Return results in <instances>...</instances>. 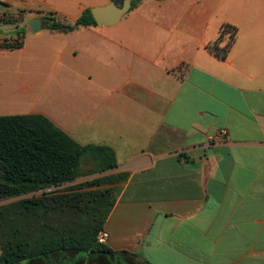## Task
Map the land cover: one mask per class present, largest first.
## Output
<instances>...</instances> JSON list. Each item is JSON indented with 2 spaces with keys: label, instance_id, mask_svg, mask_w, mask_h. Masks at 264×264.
<instances>
[{
  "label": "crops",
  "instance_id": "0c3cea01",
  "mask_svg": "<svg viewBox=\"0 0 264 264\" xmlns=\"http://www.w3.org/2000/svg\"><path fill=\"white\" fill-rule=\"evenodd\" d=\"M111 1L0 0L24 29L0 49V116L43 114L114 148L105 175L126 179L103 230L113 264H264V0H142L114 26L69 33L43 20ZM227 24L222 58L208 46Z\"/></svg>",
  "mask_w": 264,
  "mask_h": 264
},
{
  "label": "trees",
  "instance_id": "16d2710c",
  "mask_svg": "<svg viewBox=\"0 0 264 264\" xmlns=\"http://www.w3.org/2000/svg\"><path fill=\"white\" fill-rule=\"evenodd\" d=\"M141 1L132 0L131 10ZM43 20L51 31L65 33L97 25L90 8L74 23L54 14ZM19 32L24 29L15 31ZM236 35L235 26L224 25L208 47L226 58ZM85 161L99 177L0 205V264H113L117 257L98 243V234L119 193L114 185L126 179V175H105L117 167L111 146L80 144L43 114L0 116V201L74 182L87 175Z\"/></svg>",
  "mask_w": 264,
  "mask_h": 264
},
{
  "label": "water",
  "instance_id": "95a60500",
  "mask_svg": "<svg viewBox=\"0 0 264 264\" xmlns=\"http://www.w3.org/2000/svg\"><path fill=\"white\" fill-rule=\"evenodd\" d=\"M132 0H113L103 6L91 7V13L98 26H114L131 10ZM33 32L42 29V20L35 18L29 23Z\"/></svg>",
  "mask_w": 264,
  "mask_h": 264
},
{
  "label": "built area",
  "instance_id": "2783aa9c",
  "mask_svg": "<svg viewBox=\"0 0 264 264\" xmlns=\"http://www.w3.org/2000/svg\"><path fill=\"white\" fill-rule=\"evenodd\" d=\"M0 19H5V20H11L13 22V26L16 30H21V21H22V16L20 14H10V13H5L0 15ZM1 24V22H0ZM24 40V33L19 32V34H14V36L6 39H0V46H3L5 44H10L14 46H20L23 44ZM2 49V48H0ZM228 132L226 129H221L218 133L215 135H211L208 140L209 141H220V140H225L227 138ZM108 242V234L105 231H100L98 234V243L101 245H106Z\"/></svg>",
  "mask_w": 264,
  "mask_h": 264
},
{
  "label": "rangeland",
  "instance_id": "374dc122",
  "mask_svg": "<svg viewBox=\"0 0 264 264\" xmlns=\"http://www.w3.org/2000/svg\"><path fill=\"white\" fill-rule=\"evenodd\" d=\"M83 169H84L85 173H87V175L79 178L78 180H76L74 182H71V183H68V184H65V185H62V186H59V187H55V186L54 187H50V188H47V189H45L43 191H38L36 193L27 194L24 197H17V198H12V199H8V200H2V201H0V205L7 204V203H10L12 201L19 200V199H22V198H25V197L40 196V195H42L43 192L48 193V192H53V191L64 190L66 187H69V186H72V185H75V184H79V183H82V182H85V181H89V180H92V179L97 178V177L100 176V174H93L92 173L93 168H92V166H91L89 161H85L84 162ZM118 263H121V262L117 261V264ZM96 264H99V263H96ZM100 264H105V263H100Z\"/></svg>",
  "mask_w": 264,
  "mask_h": 264
}]
</instances>
